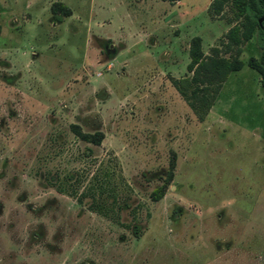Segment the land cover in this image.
<instances>
[{
	"label": "rangeland",
	"instance_id": "rangeland-1",
	"mask_svg": "<svg viewBox=\"0 0 264 264\" xmlns=\"http://www.w3.org/2000/svg\"><path fill=\"white\" fill-rule=\"evenodd\" d=\"M210 1L0 0V264H264L257 29L202 120L169 80L192 35L223 53L234 19ZM104 168L117 219L50 184Z\"/></svg>",
	"mask_w": 264,
	"mask_h": 264
},
{
	"label": "trees",
	"instance_id": "trees-1",
	"mask_svg": "<svg viewBox=\"0 0 264 264\" xmlns=\"http://www.w3.org/2000/svg\"><path fill=\"white\" fill-rule=\"evenodd\" d=\"M224 6L230 10L234 23L225 31L223 39H220L223 53L217 46H211L209 52L204 53L200 45V36L192 35L188 41L186 73L178 77L169 76L171 84L198 120H202L207 114L228 73L242 65L243 61L238 57L240 45L250 37L254 28L257 29L258 45L262 53L260 60L249 58L247 64L258 72L260 84L264 89V17L261 24L257 22V18L264 15V0H211L208 10L213 14H219ZM50 9L56 13L55 17L58 20L70 13L69 8L59 1L53 2ZM225 52L228 54L225 55ZM69 128L73 134L84 141L98 144L102 138L101 131H82L77 123H70ZM171 172L172 164L168 167L163 182L150 191L151 199L156 200L162 196L171 178ZM68 175L70 172H64L56 182H50V184L57 191L73 196L78 202L82 201V197L88 196L89 209L117 219L116 213L111 214L115 212L113 204L116 208H120L126 205V201L117 199V190L111 185V174L108 169L93 172L81 189H79L83 181L81 174L74 172L71 180L67 178ZM47 180L50 181V178ZM133 233L135 236L138 235V229L135 226H133Z\"/></svg>",
	"mask_w": 264,
	"mask_h": 264
},
{
	"label": "water",
	"instance_id": "water-1",
	"mask_svg": "<svg viewBox=\"0 0 264 264\" xmlns=\"http://www.w3.org/2000/svg\"><path fill=\"white\" fill-rule=\"evenodd\" d=\"M263 17H264V15H261V16H259V17L257 18V22H258L259 24H261V20L263 19Z\"/></svg>",
	"mask_w": 264,
	"mask_h": 264
}]
</instances>
